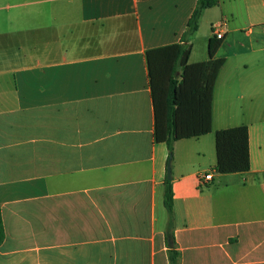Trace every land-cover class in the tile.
<instances>
[{"label":"crops","instance_id":"crops-1","mask_svg":"<svg viewBox=\"0 0 264 264\" xmlns=\"http://www.w3.org/2000/svg\"><path fill=\"white\" fill-rule=\"evenodd\" d=\"M195 3L0 0V264H168L167 228L180 264H264V0H218L186 37L188 62L213 37L224 63L163 204L146 51L183 43ZM239 125L248 169L218 173L215 132Z\"/></svg>","mask_w":264,"mask_h":264},{"label":"trees","instance_id":"trees-1","mask_svg":"<svg viewBox=\"0 0 264 264\" xmlns=\"http://www.w3.org/2000/svg\"><path fill=\"white\" fill-rule=\"evenodd\" d=\"M218 0H196L187 21L183 43H173L146 51L149 85L154 112V139L164 142L168 151L172 143L181 137L196 136L212 128V96L217 75L224 63L214 54L219 41L210 37L208 58L188 62L190 44L187 35L193 34L205 8L215 6ZM216 163L218 173L238 172L248 169V131L245 125L218 129L215 132ZM163 204L172 214V188L165 178ZM4 227L0 212V244L4 239ZM168 264H180V253L174 236L166 229Z\"/></svg>","mask_w":264,"mask_h":264},{"label":"rangeland","instance_id":"rangeland-1","mask_svg":"<svg viewBox=\"0 0 264 264\" xmlns=\"http://www.w3.org/2000/svg\"><path fill=\"white\" fill-rule=\"evenodd\" d=\"M213 9V8H211ZM207 11H212V10H207ZM215 16L218 15L217 13V10H215ZM205 13H210V12H204V14H202L199 18V22H198V28L196 29V31L194 32L195 35L197 37H199L201 34H203V38L205 36H207V34H210L211 32V29L209 28V26H207V19L205 18L206 17V14ZM209 15V14H208ZM212 15V14H211ZM210 15V16H211ZM209 17V16H208ZM206 19V20H205ZM193 33V34H194ZM172 152V151H171ZM171 154L169 151H168V155ZM168 157V156H167Z\"/></svg>","mask_w":264,"mask_h":264},{"label":"built area","instance_id":"built-area-1","mask_svg":"<svg viewBox=\"0 0 264 264\" xmlns=\"http://www.w3.org/2000/svg\"><path fill=\"white\" fill-rule=\"evenodd\" d=\"M221 27V24L218 23L214 28H220ZM222 36V32L220 30L216 31L215 32V37L216 38H220ZM200 180H209L211 179V173H205L204 175H200L199 176Z\"/></svg>","mask_w":264,"mask_h":264},{"label":"water","instance_id":"water-1","mask_svg":"<svg viewBox=\"0 0 264 264\" xmlns=\"http://www.w3.org/2000/svg\"><path fill=\"white\" fill-rule=\"evenodd\" d=\"M171 154L168 155L166 161V178L167 180L171 179V167H170Z\"/></svg>","mask_w":264,"mask_h":264}]
</instances>
